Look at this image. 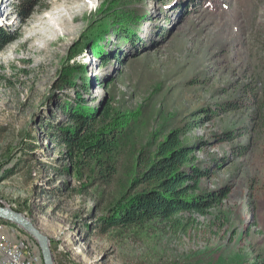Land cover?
<instances>
[{
  "label": "rangeland",
  "instance_id": "1",
  "mask_svg": "<svg viewBox=\"0 0 264 264\" xmlns=\"http://www.w3.org/2000/svg\"><path fill=\"white\" fill-rule=\"evenodd\" d=\"M22 2L0 0V206L48 236L56 264H264V0H41L27 18ZM145 7L126 39L122 21ZM251 77L258 100L221 111ZM79 94L124 126L109 182L62 142ZM174 129L208 172L195 191L210 194L205 211L109 226L133 185L129 154ZM0 224L44 264L34 237Z\"/></svg>",
  "mask_w": 264,
  "mask_h": 264
},
{
  "label": "trees",
  "instance_id": "2",
  "mask_svg": "<svg viewBox=\"0 0 264 264\" xmlns=\"http://www.w3.org/2000/svg\"><path fill=\"white\" fill-rule=\"evenodd\" d=\"M215 1L218 0H200V3L214 8L217 4ZM40 2L41 0H23L20 5L21 14L29 17ZM144 9L128 15L122 21L123 36L126 39H131L141 29L149 15V9ZM7 41L6 28L0 25V47ZM67 80L69 83L71 79H65L66 82ZM258 85L257 80L251 77L243 84L241 97L234 103L222 102L220 110H237L256 102L260 93L264 92L259 91ZM77 100L79 104L70 112L74 126L60 135L62 142L66 144L68 156L73 161L76 159L82 167L96 171L103 180L109 182L119 169L122 155L120 133L124 126L109 128L112 119L109 103L99 110L87 108L80 94ZM108 120L110 121L107 122ZM100 122L107 123L96 128ZM181 134V129H174L159 141L161 135L155 133V139L158 140L155 150L148 152L147 149H141L137 153L129 154V161L133 162L135 172L132 177L133 185L129 191L123 193L125 199L119 203L115 219L109 226L138 225L150 220L175 224L182 213L205 211L204 207L211 200L208 199L210 194H195V191L208 172L199 164L192 163L193 151L190 146L182 144ZM136 188L138 190L134 192ZM179 225L181 226L180 223Z\"/></svg>",
  "mask_w": 264,
  "mask_h": 264
},
{
  "label": "built area",
  "instance_id": "3",
  "mask_svg": "<svg viewBox=\"0 0 264 264\" xmlns=\"http://www.w3.org/2000/svg\"><path fill=\"white\" fill-rule=\"evenodd\" d=\"M0 257L8 258V264H42L27 239L12 238L7 232L0 234Z\"/></svg>",
  "mask_w": 264,
  "mask_h": 264
},
{
  "label": "water",
  "instance_id": "4",
  "mask_svg": "<svg viewBox=\"0 0 264 264\" xmlns=\"http://www.w3.org/2000/svg\"><path fill=\"white\" fill-rule=\"evenodd\" d=\"M0 218L17 224L38 241L41 247L44 264H56L48 236L44 234L32 220L19 212L3 206H0Z\"/></svg>",
  "mask_w": 264,
  "mask_h": 264
},
{
  "label": "crops",
  "instance_id": "5",
  "mask_svg": "<svg viewBox=\"0 0 264 264\" xmlns=\"http://www.w3.org/2000/svg\"><path fill=\"white\" fill-rule=\"evenodd\" d=\"M0 225H2V224H0ZM19 230V229H18ZM17 229H15V228H13L12 227V230L11 229H7V227L6 226H0V234H1V232H7L10 236H12V238H21L20 236H18V233H19V231H18Z\"/></svg>",
  "mask_w": 264,
  "mask_h": 264
},
{
  "label": "bare ground",
  "instance_id": "6",
  "mask_svg": "<svg viewBox=\"0 0 264 264\" xmlns=\"http://www.w3.org/2000/svg\"><path fill=\"white\" fill-rule=\"evenodd\" d=\"M0 263L1 264H8V258L0 257Z\"/></svg>",
  "mask_w": 264,
  "mask_h": 264
}]
</instances>
